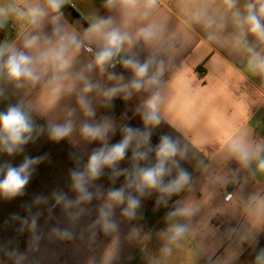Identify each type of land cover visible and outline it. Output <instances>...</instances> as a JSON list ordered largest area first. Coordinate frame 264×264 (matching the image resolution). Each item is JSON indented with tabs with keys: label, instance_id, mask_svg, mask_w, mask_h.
<instances>
[{
	"label": "crops",
	"instance_id": "crops-1",
	"mask_svg": "<svg viewBox=\"0 0 264 264\" xmlns=\"http://www.w3.org/2000/svg\"><path fill=\"white\" fill-rule=\"evenodd\" d=\"M0 5L9 11L39 5L47 12L38 26L10 15L0 27V46L36 59L55 46L65 27L82 41L79 50L71 51L70 79L64 81L70 90L58 99L50 95V82L56 75L51 64H36L40 79L35 84L21 81L23 86L16 87L0 77L4 90L0 111L21 105L34 125L33 138L23 152L12 156L0 152V164L19 166L25 157H43L32 166L21 195H0V264H256L264 249V171L256 160L242 166L231 144L241 137L253 145L264 144V77L249 71L247 54L232 46L231 24L220 42L212 43L193 18L195 9L204 5L213 14L223 15V0H158L147 18L142 16L143 0L131 15L119 6L106 8L105 0H66L58 23L46 0H0ZM96 17H111L112 27L133 37L141 27H156V40L138 39L131 47L125 45L120 55L122 60L132 58L140 63L153 58L156 63L150 74L156 64L164 62L159 89L164 102L158 126H146L142 119L151 90H129L127 99L124 92L110 100L103 95L107 89L129 85L134 74L124 67L120 73H111L107 65L103 70L95 65L100 43L84 35ZM57 27L60 32L55 31ZM31 36L39 38L38 45L25 48L24 41ZM87 83L94 87L85 93ZM82 96L94 116L85 115L78 102ZM69 121L72 133L52 140L50 126ZM105 122L112 126L105 140L82 136L85 123ZM125 127L150 132L148 143L137 148L133 141L123 160L105 166L99 177L87 178L85 187L91 199H82L73 173L86 172L95 150L121 142ZM162 136L170 137L182 153L174 157L175 164L166 165L170 172L163 184L174 180L181 169L190 179L176 193L153 189L149 201L150 189L141 193L130 181L137 168L156 164L155 149ZM134 151L146 152V159L135 160ZM120 189L124 202L110 201L109 192ZM129 196L139 200L131 217L124 214ZM186 206L193 208L191 216L173 215ZM102 212L116 225L108 232ZM177 224L185 225L187 232L182 239L171 241V229ZM64 232L70 237L62 238ZM165 247L171 248L170 255L164 253Z\"/></svg>",
	"mask_w": 264,
	"mask_h": 264
},
{
	"label": "clouds",
	"instance_id": "clouds-1",
	"mask_svg": "<svg viewBox=\"0 0 264 264\" xmlns=\"http://www.w3.org/2000/svg\"><path fill=\"white\" fill-rule=\"evenodd\" d=\"M48 9L52 13L57 14L53 20L57 23L61 19V9L66 0H46ZM139 4V0H105V7L112 9L119 6L129 15L133 14ZM158 6V0H143V18H147L149 11ZM223 15L213 14L209 5L198 6L194 13V21L201 24L206 31V40L212 43H218L222 39V33L227 29L228 25L232 26V33L229 36L230 42L235 49L242 50L247 54V67L253 74L264 77V50H259L264 45V0H223ZM17 19L27 18L29 22L35 26L47 16V12L39 5L24 9H12L9 11L8 6L0 5V27L12 14ZM113 21L111 17H96L86 29L84 39L89 41H98L100 50L95 54V65L103 70L105 65L111 64L120 53L124 50L125 45L133 46L138 39H143L145 43H152L158 37L157 29L154 25L149 24L137 30L135 37L122 32L119 28L112 27ZM56 32H60V28H55ZM249 37L252 40H249ZM39 38L31 36L25 39V48L37 47ZM82 41L78 39L74 32L67 31L65 27L63 34L59 36L55 46L50 47L42 52L34 59L32 56L25 54L23 51H13L6 46H0V77H5L9 82H14L16 87H22L21 81H28L33 84L37 83L40 76L36 70V64H51L56 75L50 82L52 84L50 95L55 99L65 91L70 90V86L66 89L64 81L70 79L69 69L72 65L71 51L79 50ZM90 50V49H89ZM7 55V59H3ZM155 60L149 58L144 63L126 58L122 60L124 68L133 72L134 78L129 85L113 87L103 92V95L109 100L116 96L119 92L125 93V99L129 98L130 91L151 90V95L146 100L142 119L146 126H158L162 121L161 106L163 98L159 91L163 81L161 77L165 72L164 62L160 61L156 64L155 71L151 72ZM114 66V65H112ZM89 68L92 65L88 66ZM114 78V77H112ZM93 85L87 83L83 89L85 93L93 90ZM4 94V90L0 88V96ZM79 104L86 116H94V110L90 103L82 96L79 98ZM111 124L105 122L100 125L85 123L81 128V134L89 140H105L107 133L111 129ZM34 125L29 112L21 105H9L5 111H0V152L9 156L23 152V146L32 140ZM73 131L71 121L65 124H56L50 126V138L54 141L62 140L68 137ZM124 138L121 142L108 147L106 144L98 150H95L88 161L85 173H73L75 188L81 192L82 199H91V194L86 191L87 178L95 179L101 175V170L105 166H114L117 162L124 159L126 150L133 141H136L137 148L142 144L148 143L151 133L140 132L138 129L130 127L124 128ZM231 151L239 163L248 167L253 160L258 161V168L264 171V144H251L245 137L234 140L231 144ZM182 154L177 144L168 136H162L160 143L155 149L156 164L150 168H137L135 177L130 181V185L134 184L137 191L143 193L145 189H157L162 192L172 194L179 192L188 182L189 174L183 169L180 170L178 176L170 181L167 185L163 184V177L169 174L170 168L166 165L169 162L176 163L174 157ZM147 153L134 151L133 158L135 160L146 159ZM43 157L29 158L25 157L19 166L5 162L0 164V195L5 198L21 195L23 189L27 185L31 176L32 166L38 163ZM123 189L113 190L109 192V200L116 203L124 202ZM139 206V200L132 196L127 198V207L124 214L131 217L135 215V209ZM108 207H111L109 205ZM193 208L186 206L179 209L173 215L191 216ZM103 227L108 232L116 227L115 224L109 222L108 213H101ZM173 235L171 241L182 239L187 232L185 225L177 224L171 229ZM62 238L70 237V233L64 232ZM165 254H171V248L163 249ZM256 264H264V249H262L257 257Z\"/></svg>",
	"mask_w": 264,
	"mask_h": 264
},
{
	"label": "built area",
	"instance_id": "built-area-1",
	"mask_svg": "<svg viewBox=\"0 0 264 264\" xmlns=\"http://www.w3.org/2000/svg\"><path fill=\"white\" fill-rule=\"evenodd\" d=\"M114 65V66H112ZM122 56L119 55L114 61L111 62V64L107 65V68L108 70L111 72V73H120L121 70H122ZM148 196H147V199L150 201V198H151V195L153 193V189H150L149 192H148Z\"/></svg>",
	"mask_w": 264,
	"mask_h": 264
}]
</instances>
